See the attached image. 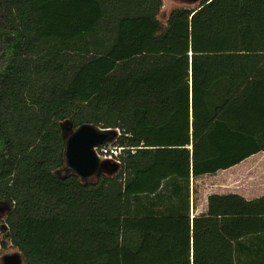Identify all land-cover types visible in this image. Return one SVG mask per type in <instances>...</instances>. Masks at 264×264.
Wrapping results in <instances>:
<instances>
[{"label": "trees", "instance_id": "trees-1", "mask_svg": "<svg viewBox=\"0 0 264 264\" xmlns=\"http://www.w3.org/2000/svg\"><path fill=\"white\" fill-rule=\"evenodd\" d=\"M163 4L0 0V205L25 264H264V197L191 218L192 178L264 151V0ZM68 121L137 149L82 179Z\"/></svg>", "mask_w": 264, "mask_h": 264}, {"label": "crops", "instance_id": "crops-1", "mask_svg": "<svg viewBox=\"0 0 264 264\" xmlns=\"http://www.w3.org/2000/svg\"><path fill=\"white\" fill-rule=\"evenodd\" d=\"M216 174L220 177V186L211 194H238L247 200L264 197V151L253 154L228 169L219 170ZM216 174L192 178V188L195 191L192 190L191 195V218L208 210L210 194L203 197L198 194V180L207 175Z\"/></svg>", "mask_w": 264, "mask_h": 264}, {"label": "water", "instance_id": "water-1", "mask_svg": "<svg viewBox=\"0 0 264 264\" xmlns=\"http://www.w3.org/2000/svg\"><path fill=\"white\" fill-rule=\"evenodd\" d=\"M66 139V167L68 172H75L82 179L107 172L117 173L120 166L101 160L94 147L109 142L116 133L114 130L99 129L91 124H83L77 129L66 122L63 126Z\"/></svg>", "mask_w": 264, "mask_h": 264}, {"label": "rangeland", "instance_id": "rangeland-1", "mask_svg": "<svg viewBox=\"0 0 264 264\" xmlns=\"http://www.w3.org/2000/svg\"><path fill=\"white\" fill-rule=\"evenodd\" d=\"M163 2L164 4L162 6L159 17L163 22H166L169 14L171 13L173 9L180 8V7L198 8L203 3V0H163ZM219 179L220 177L218 174L207 175L206 177H203V179L202 178L199 179L198 184H197L198 194L203 197L208 194H211L212 192L217 191L218 187L220 186ZM5 215H6V212L2 213L1 217ZM9 250L13 251L14 249L13 250L9 249Z\"/></svg>", "mask_w": 264, "mask_h": 264}, {"label": "flooded vegetation", "instance_id": "flooded-vegetation-1", "mask_svg": "<svg viewBox=\"0 0 264 264\" xmlns=\"http://www.w3.org/2000/svg\"><path fill=\"white\" fill-rule=\"evenodd\" d=\"M6 212V208L0 205V264H25L23 257L18 249L7 241L6 228L2 225V213ZM13 246V247H12ZM9 249L13 250L10 251Z\"/></svg>", "mask_w": 264, "mask_h": 264}, {"label": "built area", "instance_id": "built-area-1", "mask_svg": "<svg viewBox=\"0 0 264 264\" xmlns=\"http://www.w3.org/2000/svg\"><path fill=\"white\" fill-rule=\"evenodd\" d=\"M137 147L121 146L115 143L99 144L94 147L95 153L100 159H107L115 163H121L127 151L135 153Z\"/></svg>", "mask_w": 264, "mask_h": 264}]
</instances>
